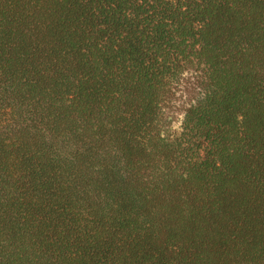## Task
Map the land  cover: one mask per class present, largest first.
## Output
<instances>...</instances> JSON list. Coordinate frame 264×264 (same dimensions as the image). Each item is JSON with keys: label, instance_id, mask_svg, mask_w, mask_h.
Returning a JSON list of instances; mask_svg holds the SVG:
<instances>
[{"label": "trees", "instance_id": "trees-1", "mask_svg": "<svg viewBox=\"0 0 264 264\" xmlns=\"http://www.w3.org/2000/svg\"><path fill=\"white\" fill-rule=\"evenodd\" d=\"M0 264H264V0H0Z\"/></svg>", "mask_w": 264, "mask_h": 264}, {"label": "rangeland", "instance_id": "rangeland-1", "mask_svg": "<svg viewBox=\"0 0 264 264\" xmlns=\"http://www.w3.org/2000/svg\"><path fill=\"white\" fill-rule=\"evenodd\" d=\"M182 103V102H181ZM180 100L178 98V100L176 101V106H178V110L174 111V114H172V111H170V113H168V115H170L172 117V121H171V129L174 131V132H179L180 130V127H181V123H182V109H180ZM182 105V104H181Z\"/></svg>", "mask_w": 264, "mask_h": 264}]
</instances>
